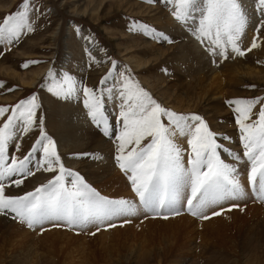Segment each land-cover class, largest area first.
<instances>
[{
  "label": "rangeland",
  "instance_id": "obj_1",
  "mask_svg": "<svg viewBox=\"0 0 264 264\" xmlns=\"http://www.w3.org/2000/svg\"><path fill=\"white\" fill-rule=\"evenodd\" d=\"M56 1H58V3L55 4L52 2V0H31L32 7L38 10L37 14H35L32 19L34 31L31 33L25 32L24 34H22L21 38L17 41L11 43H7V42L0 43V84H2V86H0V107H6L9 109V113H6L4 118H0V126H2L4 120L6 119V116L11 114V108L13 106H15L19 101L28 99L31 96L35 95L37 97V102L40 105L39 109H37V117L38 119L43 120L44 130L56 142V148L58 149V147L65 146L67 144L72 146L73 142L75 141L74 137H70L67 140H63L60 142V140H56L58 138L57 136L54 135V132L52 131V127L53 125L70 126L69 133L70 132L72 133L73 131H77L78 133V134L76 133L77 137H79L83 133L87 134L85 132L86 129L90 130V133L93 132L94 122L92 121L91 117L88 115V109L84 107L83 101L85 97L83 95V92L81 91L85 87L93 88L96 90V93L98 95L103 93L104 111L107 119L109 120L108 125L111 126L108 135L105 134L104 131L105 126L103 124L100 125L102 129H95L96 130L95 133L96 135H99L98 137L103 138L102 140L106 142L105 143L106 145H104V146H108L106 148V152L113 153V155L110 157L112 161L110 159L108 161L114 163V164L111 163L112 166H114L115 164L118 166L117 161L115 159L117 153L116 152L117 146L119 144V140L117 139V137L119 136L123 125H122L121 117L119 116V112L121 110V106H120L121 101L120 98L117 95H115V91L122 86L123 80L130 79L140 88L147 91L150 94V96L162 107L170 111H173V109L169 105L164 104L160 99H158L155 93L150 91L148 86H146V84L141 80V74L137 73L132 68L133 64H129L130 62L129 58L133 57L140 60L141 62L142 61L151 62L153 61V57H156L157 54L156 50L158 45L156 44L160 43L161 46L163 45L169 46L174 44L173 43L174 40L171 39L172 38L171 34L156 27L150 21V18L153 17L155 12L149 13L148 16H145L144 14L141 13L138 14L140 10L136 8L133 10L132 14L127 11H120V9L118 10L116 9V7H114L113 10H107L101 8V11L103 13H100V15H103L104 17L99 20L93 19V21H91L90 19H88L89 16L88 17L85 16L83 18L80 17L79 14L81 11H83L82 5L80 6L79 9L77 8L75 9V14H69L70 11L74 10V8L76 7L75 5L80 3V0L79 2H76V0H56ZM131 1L137 2L143 6H149L153 8L158 7L159 9H162L166 14L170 15L172 21L175 22V23L173 22L174 24L173 26L176 28L179 27L181 28V30L180 28L178 29V32L183 33V35L185 34L184 37L186 36L185 38H187L188 41L189 40L191 41L190 44L193 45L196 49H198L200 53L203 54V59L208 68L219 69L220 67V69H222L223 66L227 67V65H231L233 63L231 59L232 57L230 56V54L232 53L231 50H229L231 49L230 46L228 47L227 50V54L229 55L228 59H225L224 57H221L219 54H215V55L211 54L208 48L205 46V44H202L196 38V34L192 29L196 28L199 24V20L201 19V15H202L200 12L194 13L193 16L190 17L185 23V22L177 21L174 18L173 13L177 0H131ZM69 2L70 4L68 6L64 5V3H69ZM74 2L76 4L72 5ZM239 2L241 3L248 17L247 27L252 25L251 29H253V38H254L257 36V31H256L257 27L261 24L262 21H264V17H263L264 11L261 10V5L259 3V0H239ZM21 4H22V0H0V23H2V20L6 15L14 14L16 12L21 11V7H20ZM203 6H204V0H201V7ZM160 16H161L160 17L161 20L165 21V18H163L161 14ZM145 25L147 26V29L142 27ZM82 30L86 32V35L88 36L87 41L90 40L93 46L92 47L90 46L89 48V46L86 47L85 45H83V48L80 51L78 44L83 42L82 35L84 34ZM157 33H164L165 35H167L169 38L168 41L159 38L157 36ZM119 34H123L122 37L124 38L121 39L120 42L118 41V38L121 37L119 36ZM189 34H191V36ZM126 37H129L131 39V40L128 39L130 40V42H125L127 41ZM137 39H142L144 41L154 43L152 44L154 48H143L144 46L143 41ZM134 41L140 42L141 48H137V47L132 48V44H134ZM116 43H120L118 50L115 47ZM257 44L258 46L256 48H253L251 51L245 50L244 56H246L247 54L248 58L250 56L252 61L254 62L259 61L258 64L253 63L251 65L252 66L258 65L256 69L264 70V50H263L264 28L260 29V37L257 39ZM67 46L70 53L74 54V52L77 51H79V53L76 56L69 55L71 62L70 63L68 62L69 65H66V67H64L62 62L65 56L64 53L66 51ZM250 47L251 45L248 46V48ZM94 48L96 50L98 49L101 58L98 59L96 58L95 55H93ZM259 50H261L262 52L261 51L259 52ZM216 51L218 53L219 49H217ZM217 55L218 57H216ZM231 55H233V53ZM172 58L173 57L166 56L165 59L166 65L168 64V59L171 60ZM217 58L220 59V60L218 59L219 62ZM221 60H224V62L226 63L224 64L223 61ZM81 62L85 63V66H83V68H81V70L79 71L78 67L80 64H82ZM113 62L115 63L113 64ZM25 64H27L28 66L25 67L24 66ZM166 65H161L159 68H152L151 73L148 76H150L151 78L154 76L157 77L161 76L170 79L169 76L170 74L172 75V72L170 69L167 68V66L169 65L167 66ZM62 69L65 70L63 76L64 77L66 75L71 76L73 82L76 85V89L78 90L76 97L80 99V101L78 102L80 103V107L82 108L80 116L78 114L79 111L76 112L77 110L75 111L73 109L75 105L79 107V103L77 101L75 102V100H71L72 96L69 98L57 97L56 95H54L52 91H49V89L52 88L54 85V83L52 82L53 79L49 78L48 76L49 72L51 71L54 74V78H56L57 76L56 74H58L57 72H60ZM253 69L255 70V68ZM14 71H16L18 75L26 74L25 77L23 78L25 79L24 81L28 83L32 82V78L34 77V74L42 73V75L40 77V80H38V82L32 87L30 85L28 86L23 85L19 79L15 78L12 74ZM105 77H107V81L106 83L102 84L101 80ZM61 79H63V77H61ZM111 81H113V84L107 86L106 84ZM242 84H243L242 87L243 90L239 91L243 96L242 99H254V98L264 99V86L257 87L256 85H254L255 83L249 84V82L247 81L243 82ZM108 89L114 90V94L112 96L108 95ZM181 90H184V88ZM110 99L115 101L109 102ZM71 101L73 102L72 103L73 106L71 104L72 107L70 106L71 108L70 107L69 108L73 110L72 111L73 116H71V114L65 116V118L67 117L66 119H68V121L64 120L63 122L61 121L59 122L58 120L60 117L59 112H56L58 113L59 116L56 114L49 113L50 112L49 107H51L52 110L54 108L57 109L60 107V104L66 106ZM260 107H264V104H257L256 108H254L253 111L255 112ZM225 109L227 110L226 107ZM197 114L200 115L202 118H204L206 123L209 122V120L206 119L203 116V114H201V112ZM76 116H78L79 119L76 118ZM231 118H232L231 119L232 122L234 121L236 123L235 112L233 117ZM224 119L225 118L223 119L221 118L216 123L218 125H223ZM209 128L213 130L211 124L209 125ZM233 128L234 129L232 131L233 132L232 134L235 137L232 142L233 143L232 145L235 146L234 149L230 148V144L228 143L227 145L224 144L225 140L228 139H225L222 142V147L226 148L228 152L242 155L244 149L242 144L239 145L238 143V142L242 143L240 138L241 134L239 131V126L237 125L236 128L235 127ZM39 132H40L39 127L34 126L27 135H23L17 141L11 143L8 148L9 162L11 157H22L24 154L28 153L30 148L33 146L35 140L39 137ZM87 135L89 136L90 134ZM64 137L65 136L63 135L62 138ZM228 142L231 143V140ZM17 143L20 145L19 150H17L15 146ZM144 143H147V141H144ZM183 144L185 148L186 144L184 142ZM102 152L103 150L101 152L100 150H90V151L88 150L87 153L78 154L79 156L76 157L77 159L72 158L71 160L69 157H65L66 159L61 158V162L63 164L64 163L66 164V165L64 164L66 169L76 172L75 167L73 165L74 161L80 163H87L86 166H90V167L94 166L95 164L100 165L99 163L100 160L102 159L100 153ZM228 152H225L226 158L224 159L222 157L223 154L221 151V158L224 159L226 162H230V161L234 162L232 157H230V155L228 156ZM58 153H63V151H60ZM64 155L72 156L73 154L71 153L61 154V156ZM42 159H43L42 153H38L36 157H33L31 163L29 164V167L35 173L34 175H29L27 177L14 176L9 178L8 180H5L3 183L5 185L6 195L18 196L34 191L35 188L43 184H46L51 178H53L55 175L58 174V171L49 172L44 170V167L41 166L40 164V161H42ZM241 160H243L242 162L243 165L248 168V172H247V177H248V174H250V170H251V164H249V161H247L246 157H242ZM69 162H72V164H70ZM248 165L250 166V168ZM77 173L81 176L83 175L81 173V169H79ZM123 176L125 177V178L123 177L124 178L123 180H127L126 178L128 177H126L124 174ZM48 177L49 180H46ZM15 179H22L23 183L20 186H16L14 183L11 182L12 180ZM37 179H45V181L42 183H37L38 182ZM246 180L245 181L241 180L242 184L245 183L243 185L245 188L244 194L242 195L243 199H240L242 197L240 196L239 198H235V201L241 202L242 200V202L246 201L247 203H252V204L254 203L252 206H256L262 210L261 212H264V201L259 198L258 193L251 187V185H249L250 183L247 178ZM127 182L130 184L129 186H131L129 179ZM89 185L91 186V184ZM66 186L71 187V184L70 183L66 184ZM92 187L96 189V186H92ZM247 191L249 192L248 194L246 193ZM100 194L104 196L103 193L100 192ZM127 197L129 198V196ZM130 201H133L135 203L134 198L133 200ZM235 201L232 200L231 202H235ZM223 202L225 204L226 200ZM224 204L220 203L217 205H213L211 208L214 210L215 208L221 205L225 206L227 203L225 205ZM178 205H184V204L181 201V203H179ZM136 206L138 207V210L141 213L137 210L135 212L136 214L133 213L131 215H126L125 217L124 216H119L118 218L116 217V219L110 221L111 225H115L112 227H109L110 224L106 226H104L105 224H96V225H89L87 229L86 228L81 229L78 227L71 228L70 226H56V225H62L63 222L61 221H54V222L48 221L49 223L46 222L42 226L29 228L26 225V223H21L19 219H13L12 218L13 214L11 213L7 215L0 214V227L4 229L8 228L9 223L6 221L7 219L16 224L20 222L19 225H23V227L28 231L30 230V233L34 234V236H36L37 238L45 232L53 231L54 228L55 229L57 228L56 230H61L70 233L74 237L78 236L81 238L76 240L74 239L64 240L63 241L64 243L58 240V238L60 237H57V240L55 242H53V240L55 239H51V238L38 239V240H34V242L33 240L32 241L29 240L26 242L27 246H26V251L24 253V257H26V260H27V256L28 259H30L29 256L31 255H32L31 258H33V260H34V256L35 259L38 258V256L39 257L50 256V257H54V260H56L61 256L64 258L66 255H68L67 257H65L68 261L70 260L72 262L80 263V264L81 262L82 264H109V263L124 264L129 259H134L135 257H133L132 254L137 251H140V249L143 251L151 250L154 252L157 251L162 252L161 249L166 245H170V244L176 245L177 243L178 244L183 243L181 242V237H183L182 233H178L175 229L172 230L173 232H171L170 231L171 229H168V227H170L168 225L169 221L172 218H178L179 216L170 217L171 215H174L172 213H168V214L162 213L161 215H157L153 212L151 213L149 211L143 210L137 204ZM247 206H251V204L250 205L246 204L240 210L238 208H235L232 211H238V213L242 214L245 212ZM230 207L233 208L234 206L233 207L230 206ZM186 208L187 207L185 206V209ZM241 214H239L238 217L235 216L227 217L224 218V220L222 219L216 222H212L211 219L220 217L221 215L213 216L211 213L209 219H202L197 216L195 218V216L193 215L184 214V215H188L190 218L194 219L195 221L201 223L199 226H197L198 228H196L198 236L195 239H199L200 235L204 239L207 238L206 240L209 241V242L207 241L208 247L213 248L214 251L220 252L219 256L217 255V257L208 264H246L247 263V261H245V259L242 258L241 251L239 250V245L242 242V238H240V236L242 235L238 231V228L240 227V225L245 226L244 228H246L248 224L250 225V222L246 220V217L242 216ZM164 215H167L168 218L166 219L163 218ZM222 215L224 214L222 213ZM2 219H4L5 222H1ZM146 219L150 221H144ZM261 219H262L261 217L254 220L252 219V221L254 222V228L255 227L257 228V229L255 228V230L253 228V231L255 232V237L257 238L259 243L258 248L256 250V254L252 256V259L250 261L252 264H264V222H263L264 219L262 220ZM125 226H131L129 227V229H127L128 231L126 232V234L125 233H120L115 235L110 234L104 237L96 236L104 229L111 231L113 228H124ZM92 233L95 234L93 235ZM167 238L170 240V242L169 240L167 241ZM3 241L4 239L0 237V244H2ZM171 241L173 243H171ZM197 242L199 241L195 240L196 245ZM134 248H139V250L138 249L133 250ZM2 250H3V258L6 257V254H13L12 252L11 253L9 252L10 250L9 251H6L4 249ZM254 259L255 261H253Z\"/></svg>",
  "mask_w": 264,
  "mask_h": 264
},
{
  "label": "snow or ice",
  "instance_id": "obj_2",
  "mask_svg": "<svg viewBox=\"0 0 264 264\" xmlns=\"http://www.w3.org/2000/svg\"><path fill=\"white\" fill-rule=\"evenodd\" d=\"M259 3L264 11V0ZM20 7L21 11L6 15L0 23V43L17 41L25 32L34 31L32 19L38 10L32 7L31 0H22ZM196 12L202 15L193 31L211 54L227 59L229 46L237 55L245 54L238 41L245 32L248 17L239 0H204L203 7L201 0H177L173 14L177 21L186 23ZM142 27L147 29L146 25ZM261 28H264V21L257 27V36L247 51L258 46ZM157 36L165 41L169 39L164 33H157ZM48 76L54 80L51 71ZM106 81L107 77L101 83ZM49 91L57 97L69 98L75 93L76 85L72 77L66 75ZM81 91L88 115L98 126L103 124L107 134L103 93L98 95L95 89L88 87ZM113 94L114 90L108 89V95ZM115 95L121 101L119 116L123 125L117 137L119 144L115 159L121 171L128 175L132 190L146 211L161 215L167 210L178 215L180 208L177 205L190 189V195L184 197L188 212L209 219L206 213L213 205L244 194L235 164L221 158V151L228 152L222 147L223 140L228 137L211 130L200 115L177 114L162 107L130 79L123 80ZM227 103L234 106L244 149L242 155L231 152L228 155L237 162L242 157L251 162L247 179L259 198L264 200V107L253 111L257 104H264V99L240 98ZM39 107L35 95L21 100L11 108V114L0 126V214L11 213L13 219H19L29 228L42 226L48 221H61L63 224L56 226L84 229L135 213L137 206L132 201L105 197L77 172L65 168L56 142L45 132L43 120L37 117ZM6 113L9 109L0 107V118ZM34 126L39 127L40 132L29 152L22 157H11L9 162V145L27 135ZM180 138H184L187 148L179 142ZM15 146L19 150L20 145ZM186 152L187 165L184 162ZM38 153L43 155L40 164L44 170L58 171V174L34 191L18 196L6 195L5 180L35 174L29 164ZM11 182L20 186L23 180ZM69 183L71 187L66 186ZM220 214L212 212V215ZM163 218L168 217L164 215ZM112 226L115 225H109Z\"/></svg>",
  "mask_w": 264,
  "mask_h": 264
},
{
  "label": "bare ground",
  "instance_id": "obj_3",
  "mask_svg": "<svg viewBox=\"0 0 264 264\" xmlns=\"http://www.w3.org/2000/svg\"><path fill=\"white\" fill-rule=\"evenodd\" d=\"M52 2L55 4L58 3V1H56V0H52ZM76 2H79V0H76ZM69 4H70V2L64 3V5H67V6ZM74 4H76V3L74 2L72 5H74ZM81 5H82L83 11L80 12V14H79L80 17L83 18L85 16H87V17L89 16L88 19H90L91 21H93V19L99 20V19H102L104 17L103 15H100V13H103L101 11V8L107 9V10H113L114 7H116V9H118V10L120 9V11H127V12H130L131 14L133 13V10L136 8V9L140 10L138 12V14L141 13V14H144L145 16H148L149 13L155 12L153 17L150 18V21L156 27L166 31L169 34H171L172 38L171 37L170 38L172 40H174V42H173L174 44L169 45V46H166V45L161 46V44L158 43V44H156V45H158L157 50H156L157 54H156V57H153V61H151V62H146V61L143 62L142 61L141 62L140 60L131 57V58H129V60H130L129 64H133L132 68L137 73L141 74V80L146 84V86H148L150 91L155 93L157 95L158 99H160L164 104L169 105L173 109V112H176L177 114H183V115H189V116L192 114H197V113L201 112V114H203V116L209 120V122L207 124H208V126L211 124V126L213 127V131H215L216 133H218L220 135L228 137V140H225L224 144L227 145V143H228V144H230V148L234 149L235 146L232 145L233 144L232 142H233L235 136L232 134L233 133L232 131L234 129L233 127L236 128L237 124L234 121L232 122V120H231L232 119L231 117H233V115H234V112H233L234 106L229 105L227 103V101L233 100V99H240L243 97L239 91L243 90V88H242L243 84L242 83L245 81L249 82V84L255 83L254 85H256L257 87H263L264 86V70L256 69L258 65H253V66L251 65L253 63L258 64L259 61L254 62L251 60L250 56H249L250 59L248 58L247 54H246V56H244V55L240 56V55H237L236 53L232 52L231 49H229L233 53V55H231L232 53L230 54V56L232 57L231 58L232 62H233L231 65H227V67L223 66L222 69H220V67H219L220 65L218 66L219 69L218 68H216V69L208 68L206 66L204 59H203V54L200 53L198 51V49H196L193 45L190 44L191 41L190 40L188 41L187 38H185L186 36L184 37L185 34L183 35V33L178 32V29L180 27L176 28L173 26L174 21H172L170 15L166 14L162 9H159L158 7L153 8V7H149V6H143L137 2H133L131 0H80V3L75 5L76 7L74 6L75 7V8L73 7L74 10L70 11L69 14H75V9L76 8L79 9ZM105 14H107V13H105ZM160 14L162 15L163 18H165V21L161 20ZM251 26H249V27L246 26L244 34L241 36L240 40L238 41L239 47L242 50H247L248 46H250L252 43L253 29H251ZM180 30H181V28H180ZM192 30H194V29H192ZM83 34H84V35H82V41L83 42L78 44L80 51L82 50L83 45H85L86 47L89 46V48H90V46L91 47L93 46V44H91L90 40L87 41L88 36L86 35L85 31H83ZM189 35L191 36V34H189ZM119 36L122 37L123 34H119ZM121 37L118 38L119 42L121 41V39H124L123 37L122 38ZM126 38H127V41H125V42H130L131 39L129 37H126ZM128 39H130V40H128ZM134 40H136V39H134ZM137 40H142V39H137ZM142 41L144 43L143 48H154L152 46V44H154V43L147 42L144 40H142ZM136 43H137V46H136ZM119 44L120 43L115 44V47L117 50L119 48ZM147 46H150V47H147ZM134 47L141 48L140 42L134 41V44H132V48H134ZM260 51L261 50H259V52ZM78 53H79V51L74 52V54L70 53L68 46H67L66 51L64 53L65 56H64V59L62 62L63 66L66 67V65H69L68 62L69 63L71 62L69 55L70 56L71 55L76 56ZM93 55H95L96 58H98V59L101 58V55L98 52V49L97 50L95 48L93 49ZM166 56L173 57L171 60L168 59L167 65H169V66H167L165 63ZM216 57H218V55ZM218 59L219 58H217V60ZM219 60H218V62H219ZM221 61H223L224 64L226 63V62H224V60H221ZM247 61H249V62H247ZM227 62H228V60H227ZM81 63L82 64H80L78 67L79 71L81 70V68H83V66H85V63H83V62H81ZM161 65H166L167 68L171 70L172 75L170 74V76H169L170 79L169 78L167 79V78L161 77V76L160 77L154 76L152 78L150 76H148L151 73L152 68H159ZM252 67L255 68V70ZM64 72H65L64 69H62L60 72H57L58 74H56L57 76H56V78H54V80L52 82L56 83V82L62 81L63 79H61V77L64 78V76H63ZM12 74L15 78L19 79L23 85H27V86L30 85L32 87H33V85H35L38 82V80H40V77L42 75V73L34 74V77L32 78V82L28 83V82H25L24 81L25 79L23 78V77H25L26 74H24V75L19 74L18 75L16 71H14ZM111 84H113V81L108 82L106 85L109 86ZM183 88H184V90H181ZM77 91L78 90L76 89V91L72 95V99H71V100H75V102L80 101V99L78 97H76L77 93H78ZM110 101L114 102L115 100L110 99L109 102ZM72 103L73 102L71 101V102H69V104L67 103L68 105H66V106L60 104L59 108H57V109L54 108L53 110L51 109V107H49V110H50L49 113L58 115V113H56V112H59V115H60V117L58 119L59 122L60 121L63 122L64 120L68 121V119H66L67 117L65 118V116L70 115V114H71V116H73L72 115L73 110L70 109L73 106ZM71 104H72V106H71ZM63 107H65V108H63ZM225 107L227 108V110L225 109ZM73 109L75 111L77 110L76 112L79 111L78 114L80 116L81 111H82L81 110L82 108L80 107V103H79V107L75 105V107H73ZM76 118H78V116H76ZM221 118L222 119L225 118L223 120L224 124L218 125L216 122L219 121V119H221ZM92 129H93V127H92ZM69 130H70V126L53 125V127H52V131L54 132V135L57 136V138H58L56 140H60V142L63 140H67L70 137L75 138V141L73 142L72 146L67 144L65 146L58 147V149L56 148L58 152L63 151V153H58L60 155V157L61 158L69 157L72 160V158H76L77 156H79L78 154H80V153H87L88 150L89 151L90 150H100V152L103 150V152L100 153L101 158H102L100 160V163H99L100 165L95 164L94 166L90 167V166H86L87 163H80V162L74 161L73 165L75 167V171L78 172V170L81 169V173L83 174L82 177L86 179V182L91 184V186H96V189L98 191H100L101 193H103L104 196L109 197L111 199L133 200V196H131L132 192H134L132 190V186H129L130 184L127 182L128 178H126L127 180H123L125 178L123 176V174L126 177H128V175H126L123 171H121V169L116 164L114 166H112L111 165L112 162L108 161L110 159V157L113 155V153L106 152V148L108 146H104V145H106L105 144L106 142L102 140L103 138L98 137L99 135H96L95 128H94L93 132H91V133H90V130L86 129L85 132L87 134H90L91 135V136L89 135L90 137L84 133L83 134L81 133L82 135L77 137V134H78L77 131H73L72 133L71 132L69 133ZM69 134H71V135H69ZM63 135L65 136L64 138H62ZM218 140H219V137H218ZM230 140H231V143L228 142ZM179 142L182 144L183 147H184L183 142L186 144L185 148L188 147L184 138H180ZM116 152H117V150H116ZM70 153L73 155L72 156H68V155L61 156V154H70ZM116 155H117V153H116ZM223 155L225 156V154H223ZM223 155H222V157L225 159V157ZM184 156H185L184 162L187 165V162H186L187 161V152L184 154ZM230 160H232V159H230ZM244 161H246V160H244ZM242 162H243V160H240L238 162L237 161L236 162L230 161L227 163L235 164L237 171L239 173L240 180H245L246 170H245ZM69 163L72 164V162H69ZM247 163H246V165H247ZM112 164H114V163H112ZM249 164H251V163L249 162ZM249 168H250V166H249ZM120 171H121V173H120ZM46 180H49V177ZM37 181H38L37 183H42L45 181V179H37ZM130 187H131V189H130ZM246 193L248 194L249 192L247 191ZM184 195H185L184 197L190 195V189H188L184 193ZM127 196H129V198ZM246 196H248V195H246ZM184 197L181 198V201L185 205L186 202L184 200ZM240 199H243V196ZM238 202L239 203L237 205H235L234 207L232 206L233 208H231L228 205V207H230V208H228V207L226 209L217 208L218 210L214 209V211H216V212H218L219 210L222 209L221 211H219L221 213L220 214L221 216L217 217V218H213L211 220H212V222H216V221H220L222 219L224 220V218H227V217H232V216L238 217L239 214H241V213H238V211H232V210H234L235 208H238L240 210L246 204H249V205L251 204V206H247L245 212L241 214L242 216L246 217V220H248L250 222V225L248 224L246 226V228H244L245 226L240 225V227L238 228V231L242 235V236H240V238H242V242H241V244L239 243L240 244L239 250L241 251V256H242V258L245 259V261H247L246 264H252L250 261L252 259V256L254 254H256V250H257L258 245H259L258 240L255 237V232L253 231L254 222L252 221V219L253 220L258 219L259 217L264 219V216H263L264 212H261L262 210L259 209L258 207L252 206L254 203L253 204L247 203L246 201L242 202V200H241V202L240 201H238ZM231 203H235V202H231ZM221 204H224V202ZM225 206H227V204ZM137 210H138V207H137ZM186 211H188L187 208H186ZM212 212L213 211L207 212L208 216H210ZM222 213L224 215H222ZM195 218H196V216H195ZM114 219H116V218H114ZM148 219H146L144 221H150ZM6 221L9 223L10 227L8 226L7 229L0 227V237L4 239L2 244H0V264H80V263L72 262L70 260L68 261L65 258L68 256L66 254H65L66 256L64 255L65 256L64 258L61 256V257L57 258L56 260H54V257H50V256H48V257H39L38 256V258H36V259L34 256V260H33V258H31L32 255L29 256L30 259H28V256H27V260H26V257H24V253L26 251V246H27L26 242L29 240L30 241L33 240V242H34V240H38V239L51 238V239H55V240H53V242H55L57 240V237H60V238H58V240L63 242L64 240H73V239L76 240V239H81V238L78 236L74 237V236H72V234L67 233L65 231L56 230L57 228L56 229L54 228V230L51 232L50 231L45 232L37 238L36 236H34V234L30 233V230L28 231L23 227V225H19L20 222L16 224V223L11 222L7 219H6ZM1 222H5V220L2 219ZM238 222H240V221H238ZM200 224L201 223L190 218L188 215H180L178 218H172L169 221L168 225L170 227H168V229H171L170 230L171 232H173L172 230L175 229L178 233H182L183 237H181V242H183V243H179V244L177 243L176 245L175 244L166 245L165 247H163L161 249L162 252H158V251L154 252L151 250L143 251L140 249V251H137V252L132 254V256L135 257L134 259H129V260L127 259L128 261L125 262L124 264H204V263L208 264V263H210L211 261H213L217 257V255L219 256L220 252L214 251L213 248L208 247L209 241L206 240L207 238L204 239L200 235L199 239H195L198 236L196 228H198L197 226H199ZM134 225H135V223H134ZM234 225H235V223H234ZM129 227H131V226H125L124 228H113L111 231L104 229L105 231L102 230V232L98 233L96 236L97 237H104V236H108L110 234H114V235L120 234V233L126 234V232L128 231L127 229H129ZM255 228H254V230H255ZM168 232H169V230H168ZM88 233H89V231H88ZM86 234H87V232H86ZM168 240L169 239L167 238V241ZM195 240L199 241V242H197V245L195 243ZM169 242H170V240H169ZM171 243H173V242L171 241ZM66 245H67V243H66ZM2 249L6 250V251L10 250L9 252L10 253L12 252L13 254H6V257L3 258V250ZM135 249L139 250V248H134L133 250H135ZM77 260H78V258H77ZM253 261H255V259ZM81 264H82V262H81ZM109 264H113V263H109ZM116 264H119V263H116Z\"/></svg>",
  "mask_w": 264,
  "mask_h": 264
}]
</instances>
